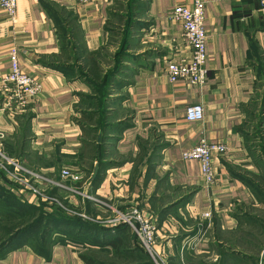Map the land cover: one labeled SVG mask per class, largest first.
Masks as SVG:
<instances>
[{
	"label": "crops",
	"instance_id": "crops-1",
	"mask_svg": "<svg viewBox=\"0 0 264 264\" xmlns=\"http://www.w3.org/2000/svg\"><path fill=\"white\" fill-rule=\"evenodd\" d=\"M114 1L18 0L14 17L0 8V150L50 180L44 186L55 188L61 200L95 217L140 209L155 225L154 250L166 264H184V256L209 259L222 241L216 233L233 235L241 220L251 216L250 209L264 208L253 196L254 189L264 191L263 179L254 181L244 171L253 168L245 151L244 124L254 105L262 108L264 131V7L260 0H202L207 80L194 87L167 78L171 59L191 57L171 10L178 3L189 7L194 0H147L144 11L151 25L132 36L135 57L126 63L131 68L116 75L101 99L84 92L81 79L72 76L81 65L77 58L73 67L72 56L102 48ZM66 20L74 26L66 36L69 46L60 32ZM71 26L65 30L71 32ZM12 49L21 70L39 81L41 91L25 107L3 110L2 79L10 71ZM193 105L202 106L203 119L188 122L185 111ZM114 110L118 114L113 117ZM98 112L102 121L96 124ZM202 139L227 147L213 154L212 184L201 177L197 161L182 158L183 151ZM63 168L82 173L84 179L73 183L62 178ZM0 184L24 204L40 206L34 195L5 176ZM106 227L111 229L106 235H126L125 229ZM83 251L56 242L44 258L30 245L12 242L0 250V264H85Z\"/></svg>",
	"mask_w": 264,
	"mask_h": 264
},
{
	"label": "rangeland",
	"instance_id": "rangeland-1",
	"mask_svg": "<svg viewBox=\"0 0 264 264\" xmlns=\"http://www.w3.org/2000/svg\"><path fill=\"white\" fill-rule=\"evenodd\" d=\"M147 0H115L114 6L108 18V23L106 25V41L103 45V49L96 54L97 59L100 63L107 68L108 71H119L117 75L127 74L131 66L126 63L134 59L133 51L135 47V39L132 37L134 34L140 32L142 29H147L151 25V21L149 17L146 15L145 11L139 7L140 3H146ZM137 34V35H138ZM70 39L62 38V43L64 45L69 46ZM127 48V50H124ZM75 54L72 56V65L76 67V58ZM81 62V65L74 68L72 71V76H78L83 84L85 85L83 89H87L86 93H89L91 88L100 89L98 84L95 86L87 82V70L84 66L83 58L80 59L78 57V62ZM109 73V72H108ZM112 75L109 73L107 75V81L112 80ZM124 77V75H123ZM122 77V78H123ZM264 82V79H263ZM112 84L110 85V87ZM114 93V91H113ZM261 95L258 96V98ZM264 96V95H263ZM262 103L264 104V97ZM88 102H84L85 106ZM92 103V102H91ZM262 104V107H264ZM115 111V110H114ZM262 113V114H261ZM117 111L114 112L113 117L117 116ZM263 119V112L261 106L256 107L255 105L250 108V111L246 115V122L244 124V129L247 131V136L244 138L245 141V151L247 152V157L253 166L252 169L247 170L245 173L250 175L252 180H260L264 178V131L261 132L262 127H260V121ZM258 137V139L256 138ZM4 156H8L1 150ZM17 160V159H16ZM0 161H3L0 156ZM26 166V165H25ZM27 168L34 170L28 166ZM256 170V171H255ZM36 171V170H34ZM3 191H0V199L1 203L4 205L0 208L1 211H5L4 207L10 205L15 206L11 211L6 210L5 214L15 215L18 217L24 212L21 211V207H17L15 204L13 196L8 194L2 196ZM253 196L257 203L264 204L262 201V192L259 190L256 191L254 189ZM2 197V198H1ZM61 199V198H60ZM63 201V200H62ZM64 202V201H63ZM40 210L37 213L30 214V218L28 220L26 218L16 219L14 218L12 221L8 222V218L5 214L0 213V223L12 226V235H0V238L4 237H16V241L13 242L14 245L26 243L28 244L29 239H34V241H40L43 236L48 237L54 242H64L65 240L70 239L71 235H59L62 234V230L60 228L54 229L50 226H55L51 223H44L39 218V215H44L43 217L47 219H60L64 225H77V219L68 218L66 213L59 208H57L54 204L44 202L40 203ZM137 208V207H136ZM261 208V207H260ZM263 211L258 210L257 208L250 209L248 213L251 216H246L242 219L239 224L238 232L233 233V235H226L225 233H216L214 237L217 240H222L221 244L218 246H214L212 248V252L210 253L212 257L202 258L201 256H184L183 263L184 264H264V217ZM87 218H92V215L89 214L85 209L81 211ZM116 215H107L104 216L106 218H113ZM258 216V217H257ZM254 217V218H252ZM7 219V221H6ZM84 219V218H83ZM95 219V218H93ZM87 220V219H86ZM259 220V221H257ZM263 220V221H262ZM83 222V221H80ZM250 233V235H248ZM14 234V235H13ZM42 234H46L41 236ZM62 239V240H61ZM60 240V241H59ZM233 240H237L239 242V247L232 246ZM35 241V242H36ZM132 244V240H130ZM155 243H153V246ZM142 251L136 252L140 257V261L138 264H166L167 259H164L162 256H158L155 253L149 254L146 249L140 246ZM234 247V248H233ZM83 252H87L86 254H91L94 257L95 264H134L131 260H128L123 257H117L112 253H109L107 250H98L91 249L86 251L83 248ZM237 251L238 258L232 256L230 251ZM244 254V255H243ZM210 255V256H211ZM244 256V257H243Z\"/></svg>",
	"mask_w": 264,
	"mask_h": 264
},
{
	"label": "built area",
	"instance_id": "built-area-1",
	"mask_svg": "<svg viewBox=\"0 0 264 264\" xmlns=\"http://www.w3.org/2000/svg\"><path fill=\"white\" fill-rule=\"evenodd\" d=\"M87 0H78L79 3H85ZM264 7V0H260ZM18 0H0V8L9 16L14 17L17 10ZM205 3L202 0H194L191 6L187 7L181 3L175 4L171 10L173 19L179 22L182 35L189 47L191 57L189 60L178 59L170 60L167 65V78L169 82L183 80L191 86L201 87L207 80V35L203 23L205 19ZM11 67L9 73L2 79L1 93L3 94L2 109L18 110L27 104L35 101L41 91V85L37 79L27 75L19 66V56L15 49L10 54ZM185 119L188 122L200 121L203 119V108L201 105L187 107ZM3 134L0 133V139ZM227 151L226 145L222 143H212L206 139L199 141L197 145L182 152L184 160H195L199 164L200 175L206 183L215 182V172L212 163L214 153H224ZM0 170L5 174V178L14 182L26 193H30L41 202L54 203L73 216H80L92 222H99L105 226L116 227L126 225L131 233L136 236L137 243L149 252L155 253L153 243H155V225L144 216L138 208H132L128 211H117L113 218L95 217L87 218L81 211L64 205L58 197L49 196L46 192L50 185V180H46L38 171L27 168L22 162L15 158L4 156L0 150ZM61 177L72 181L81 182L84 177L82 173L75 172L70 168L61 170ZM55 185L60 186L59 183ZM209 213L204 217L208 218ZM156 254V253H155ZM158 255V254H156Z\"/></svg>",
	"mask_w": 264,
	"mask_h": 264
},
{
	"label": "trees",
	"instance_id": "trees-1",
	"mask_svg": "<svg viewBox=\"0 0 264 264\" xmlns=\"http://www.w3.org/2000/svg\"><path fill=\"white\" fill-rule=\"evenodd\" d=\"M115 3V1H114ZM139 7L142 8V10L145 9V4L144 3H140ZM72 21L71 20H66L64 21L62 27H60L61 29V34L63 37L66 38V36H69V33L73 34V28L74 26H71ZM65 26H71V32L65 30ZM126 46H124V50L127 48H125ZM102 48L97 52L99 53ZM85 54L84 51L81 50V54H80V58L84 60V66L87 70L88 76H87V82L90 84V86H92V84L95 86V84H98L100 86V89L97 88H91V92L95 93L96 96H98L99 98L103 99L106 96H108V89L110 88V85L114 82V79L117 75V73L119 71H113V73H111L112 71H108L106 67H104V65L102 63H100L97 59L96 54ZM76 60L78 57H75ZM113 76L112 80H106L107 79V75L109 73ZM101 110V109H100ZM97 114V113H95ZM99 117L97 118V122L98 123V119L99 121L101 120V114L100 112H98ZM85 117V116H84ZM89 120H92L93 117H85ZM103 119V118H102ZM98 127H100V125H98ZM97 130V128L95 129H87V131L89 132H95ZM7 154V153H6ZM9 157L15 158L12 155L7 154ZM23 163V162H22ZM25 165V164H24ZM3 174V173H2ZM4 177V176H3ZM3 177L0 175L1 180H3ZM263 179V183H264V178ZM247 182V181H246ZM50 188V187H48ZM0 191H3L2 196L8 195L10 193H7L5 191L4 186H2V184H0ZM48 193L49 196H53V197H58L56 194V190L55 188H51L48 189L46 191ZM11 195V194H10ZM13 196V195H12ZM2 198V197H1ZM14 199L15 204H17V207H21V211H23L24 213L19 215L18 217H15V215H7L5 214L6 210L11 211V209H14L15 206H6L4 207L5 211H1L2 209H0V213L5 214L8 218V222L12 221L14 218L16 219H20V218H26L28 220V218H30V214L32 213H37V211L40 210L41 206H31V205H27L24 204L21 199H17L14 196L12 197ZM58 199L64 204L67 205L71 208H76L79 211H83L82 208L80 207H74L73 205L67 203V202H63L60 197H58ZM262 201L264 202V191H262V197H261ZM1 199H0V208L4 205L3 203H1ZM40 203H44L39 201ZM54 204V203H51ZM57 208H59L60 210L64 211L66 213V211L64 209H62L60 206H58L57 204H54ZM89 214H91L88 210H86ZM65 215H67L68 218H75L74 220L77 221V225L71 226V225H64L62 223V221H60V219H47L45 217H43L44 215H39V217L37 219H41L42 222L44 223H51L54 224L55 226H50L51 228L53 227L54 229H58L60 228V230H62V234L59 235H71L70 239L65 240L64 242H59V243H69L72 244L74 246L80 247V248H84L86 251H89L91 249H98V250H107L109 253H112L113 255L117 256V257H123L126 258L128 260H131L132 262H134V264H138L140 261V257L137 255L136 252L142 251L140 245L137 243V238L135 235H133L130 231V229L124 225H118L114 228H112L114 231H121L123 229H125L126 231V235H106V233L108 231H111V229H108L105 225L99 223V222H92L86 219H83L80 216H73L70 215L68 213H66ZM92 215V218H95L96 215ZM104 218V217H102ZM7 221V219H6ZM83 221V222H80ZM78 229V233L79 234H74V229ZM112 230V231H113ZM124 231V232H125ZM12 226L10 225H6L1 224L0 223V235H4V234H9L12 235ZM98 232L101 233L98 234ZM91 233H95V235H90ZM14 235V234H13ZM46 235V234H42L41 236ZM16 237H4V238H0V250L4 249L5 247H8V245H10L12 242L16 241ZM62 240V239H61ZM130 240H132V244L130 242ZM36 241V240H35ZM34 239L31 240L29 239L28 244L26 243H21V244H27L30 245L32 247V249L39 255L43 256L44 258H48L50 255V251H51V246L56 243H52V240L49 239L46 236H43V238H41L40 241H36L35 242ZM60 241V240H59ZM87 252H82L80 254V258L84 261L85 264H95V260L94 257L90 254H86Z\"/></svg>",
	"mask_w": 264,
	"mask_h": 264
},
{
	"label": "water",
	"instance_id": "water-1",
	"mask_svg": "<svg viewBox=\"0 0 264 264\" xmlns=\"http://www.w3.org/2000/svg\"><path fill=\"white\" fill-rule=\"evenodd\" d=\"M98 170H99V166H98V164H96L94 167V170H93L92 177H91L92 180H94L96 178Z\"/></svg>",
	"mask_w": 264,
	"mask_h": 264
}]
</instances>
